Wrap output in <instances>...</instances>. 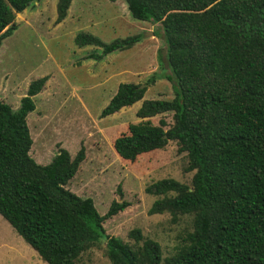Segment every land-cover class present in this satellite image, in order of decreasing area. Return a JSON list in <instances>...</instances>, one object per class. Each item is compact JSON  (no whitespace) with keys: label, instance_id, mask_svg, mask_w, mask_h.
<instances>
[{"label":"trees","instance_id":"obj_1","mask_svg":"<svg viewBox=\"0 0 264 264\" xmlns=\"http://www.w3.org/2000/svg\"><path fill=\"white\" fill-rule=\"evenodd\" d=\"M32 1L0 0V44L16 26L14 14ZM70 1L56 0L54 22ZM124 1L131 18L159 24L164 47L157 59L173 92L171 99H143L135 116L170 112L172 123L128 124L111 145L119 162L131 164L169 139L177 142L195 168L190 186L162 178L144 190L159 198L150 214L189 215L191 230L163 257L138 228L127 232L130 241L107 235L102 221L128 202L117 187L118 200L100 215L90 197L66 187L83 147L73 157L59 148L46 164L33 160L25 117L46 75L27 84L15 109L0 100V216L46 264H75L100 243L109 264H264V0ZM139 39L136 33L104 42L77 32L73 43L94 46L83 58L98 61ZM139 84L118 83L99 116L141 99Z\"/></svg>","mask_w":264,"mask_h":264},{"label":"rangeland","instance_id":"obj_2","mask_svg":"<svg viewBox=\"0 0 264 264\" xmlns=\"http://www.w3.org/2000/svg\"><path fill=\"white\" fill-rule=\"evenodd\" d=\"M55 2L34 0L14 14L16 26L0 44V100L15 109L27 84L46 75L42 88L33 96L34 109L25 117L32 141L29 155L36 163L46 164L59 148L73 157L82 146L84 158L66 187L90 197L100 215L111 200H118V187L128 205L102 221L105 234L130 241L127 232L138 228L159 243L162 257L168 256L191 230L190 216L150 214L151 203L159 198L144 188L162 178L189 187L195 168L184 152H178L174 140L138 156L131 164L119 162L111 145L113 137L128 124L141 121L166 129L172 123L170 112L135 116L143 99L173 96L171 83L163 75L167 69L157 59L158 49L163 53L164 47L159 24L131 18L124 0H71L66 16L56 23ZM114 16L116 20L111 19ZM77 32L94 34L104 42L136 33L140 39L95 61L83 59L94 46L73 43ZM121 82L142 84V98L100 117L101 108ZM0 264H46L1 216ZM75 264H109L103 244L81 252Z\"/></svg>","mask_w":264,"mask_h":264},{"label":"crops","instance_id":"obj_3","mask_svg":"<svg viewBox=\"0 0 264 264\" xmlns=\"http://www.w3.org/2000/svg\"><path fill=\"white\" fill-rule=\"evenodd\" d=\"M54 19H55V18H54ZM63 19H64V18H63ZM111 19H112V20H116L117 17L114 16V17H111ZM109 26L112 28V25L109 24ZM93 35H94V34H93ZM114 52H115V51H114ZM111 53H112V52H111ZM108 54H109V53H108ZM104 56H105V55H104ZM104 56H103L100 60H102V59L104 58ZM83 59H84V58H83ZM108 60H112V59H108ZM98 61H99V60H98ZM107 62H109V61H107ZM106 77H110V75H108V76H106Z\"/></svg>","mask_w":264,"mask_h":264},{"label":"water","instance_id":"obj_4","mask_svg":"<svg viewBox=\"0 0 264 264\" xmlns=\"http://www.w3.org/2000/svg\"><path fill=\"white\" fill-rule=\"evenodd\" d=\"M151 34V32H149ZM143 85L142 84H139V87H142Z\"/></svg>","mask_w":264,"mask_h":264}]
</instances>
